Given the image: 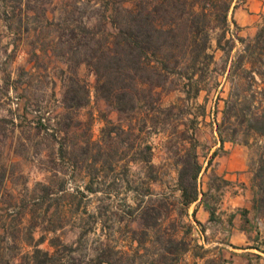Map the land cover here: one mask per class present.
I'll return each instance as SVG.
<instances>
[{"label":"rangeland","instance_id":"374dc122","mask_svg":"<svg viewBox=\"0 0 264 264\" xmlns=\"http://www.w3.org/2000/svg\"><path fill=\"white\" fill-rule=\"evenodd\" d=\"M248 1L253 0H232L226 37L232 39L234 48L226 56L213 50L212 39L214 63L205 69L206 79L199 85L198 94L187 92L179 78L169 79L162 90L160 106L173 109L155 108L154 114L150 110L152 115L145 122H126V116L95 94L94 73L84 63L73 65L76 59L68 53L69 44L79 40L71 38L70 28L87 24L99 29L105 23L98 3L14 0L15 11L11 13L13 5L5 12L0 1V167L4 171L0 249L4 264H29L40 235L45 240L39 248L52 251L49 240L54 238L58 244L73 243L77 256L83 259L108 235L116 241L115 245L124 248L125 222L138 226L124 211L126 206L134 205L136 186L141 192L147 184L146 167L132 160L134 152L144 144L152 146L154 171L161 180L149 184L155 192L167 191L168 182L172 183L176 176V161L183 154L181 136L174 128L189 124L194 125L199 142L201 186L206 188L213 172L226 179L229 173L233 179H228L231 183L221 194L220 222H210L198 212L196 218L203 224L200 226L189 206L187 215L182 217L181 230L191 226L186 238L211 249L209 257L222 253L229 260L223 264H264V252L245 249L254 244L256 232L254 225L243 222L238 211L246 208L244 204L252 197V170L248 164L254 158V149L237 143L220 147L217 123L229 84L224 75L216 74L218 87L210 79L213 67L219 72L227 69L233 55L241 49L238 36L250 39L264 23V0H254L258 3V17L251 25L241 26L244 10L254 8ZM122 4L129 7L132 1ZM208 19L214 37L222 30L221 21L215 16ZM72 73L87 85L90 95L85 105L67 110L62 105V92L65 76ZM104 116L111 124L104 122ZM110 126H121L124 131L108 141L105 133ZM215 149L218 153L206 169ZM242 163L243 170L239 169ZM228 166L232 170H227ZM88 184L95 192L87 190ZM233 212L230 226L227 218ZM243 226L249 228L247 233L241 231ZM258 227L263 239V223L259 222ZM79 236L81 241L76 243ZM258 244L264 248L260 240ZM181 264H204V259L187 253Z\"/></svg>","mask_w":264,"mask_h":264},{"label":"trees","instance_id":"16d2710c","mask_svg":"<svg viewBox=\"0 0 264 264\" xmlns=\"http://www.w3.org/2000/svg\"><path fill=\"white\" fill-rule=\"evenodd\" d=\"M0 1L5 12L12 5L11 13L15 11L14 0ZM124 1L95 2L103 10L105 23L99 29L87 24L70 28L71 38L79 40L76 44L71 42L67 49L70 57L76 59L73 65L84 63L94 73L93 87L97 96L126 116V122H145L146 117L152 115L148 113L150 110L154 114L155 108L162 111L173 109V106L163 109L160 106L161 93L169 79L179 78L187 92L198 94L199 85L206 79L205 69L214 63V53L210 51L212 39L215 41L213 50L230 55L234 44L231 38L226 37V29L232 0H131L129 7L122 4ZM209 16L221 21L222 30L214 37L208 28ZM238 40L242 46L231 58L229 67L220 72L216 66L213 67L210 79L213 86L218 87L220 81L216 74L224 75L229 84L223 98L222 116L217 123L220 147L224 141H230L254 149V158L248 164L252 170L250 208H239L238 211L244 223L255 227V242L249 247L264 252L258 244L259 240L264 243L258 227L259 222L264 225V23L252 38L238 36ZM89 95L90 89L75 73L65 76L62 92L65 109L85 105ZM214 103L217 104L216 100ZM104 122L111 124L112 121L104 116ZM131 129L133 127L130 126ZM174 129L181 136L183 154L176 161V176L172 183L168 182L167 191L155 192L149 184L161 180L160 174L154 171L152 146L144 144L132 156L134 162L140 161L146 167L147 184L141 192L136 186L134 205L126 206L124 211L130 221L138 225L134 227L125 222L124 248L115 245L116 241L113 242L108 235L99 240L92 254L83 259L77 256V246L73 243L58 244L54 238L49 240L52 251L39 248L38 245L45 240L44 235H40L28 263L181 264L187 253L193 258L204 259V264L229 261L220 252L207 256L211 249L186 238L191 226L185 230L181 227L182 217L187 215L188 207L194 202L208 212V221L220 222L221 194L231 181L213 172L210 182L203 188L198 182L203 167L198 159L199 142L194 135V125ZM121 131H124L121 126H110L106 129V139L111 141ZM217 153L218 149L211 152L206 169L212 165ZM3 185L4 171L0 167V194ZM86 188L95 192L89 184ZM192 215L194 221L203 226L195 217V209ZM234 216L235 212L227 218L230 226ZM242 229L247 232L249 228L244 226ZM80 241L81 236L76 243ZM3 258L0 249V264H4Z\"/></svg>","mask_w":264,"mask_h":264},{"label":"crops","instance_id":"0c3cea01","mask_svg":"<svg viewBox=\"0 0 264 264\" xmlns=\"http://www.w3.org/2000/svg\"><path fill=\"white\" fill-rule=\"evenodd\" d=\"M248 2H250V4L254 7V8H250L249 7V10H244L245 11V15H244V23L241 25V26H245V25H251L254 21H256V19H257V17H258V15H257V13H258V11H259V9H257L256 8V6L255 5H257L258 3H257V1L255 2L254 0L253 1H248ZM257 3V4H256ZM247 4V3H246ZM245 4V6H247ZM218 143L221 145V142H220V140H219V136H218ZM226 144H228V145H233L234 143H232V142H230V141H224L223 142V146L222 147H224ZM226 169L227 170H232V168H230L229 166L228 167H226ZM239 169H245V166H244V164L242 163V166H240V168ZM228 179H233V177H232V175H230L229 173H228V177H227ZM251 199V198H250ZM250 204H251V202L249 201V202H246L244 205H245V207L246 208H250ZM192 207V212H193V210L195 209V217H196V215H197V213L198 212H201L203 215H204V217H205V219L206 220H208V217H209V214H208V212L203 208V206L201 205V204H199V203H197V202H194V203H192L191 205H190V208ZM202 221V220H201ZM244 227V226H243ZM241 229V231H244L243 229H242V227L240 228ZM244 232H246V231H244ZM247 233V232H246ZM245 249L246 250H248V249H255V248H252V247H245Z\"/></svg>","mask_w":264,"mask_h":264}]
</instances>
